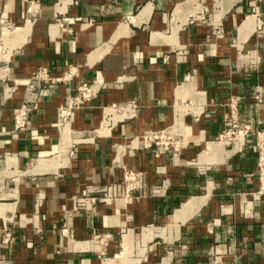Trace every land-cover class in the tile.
Segmentation results:
<instances>
[{
	"label": "crops",
	"instance_id": "1",
	"mask_svg": "<svg viewBox=\"0 0 264 264\" xmlns=\"http://www.w3.org/2000/svg\"><path fill=\"white\" fill-rule=\"evenodd\" d=\"M251 1L0 0V17L25 31L0 69V264H121L146 227L160 237L135 264H264L253 137L236 153L216 143L231 103L239 123L264 129V0L255 14ZM39 68L76 77L45 86L29 127L14 132ZM95 78L103 90L71 123L88 142L71 148L58 108ZM128 101L135 117L95 136L103 108ZM171 130L182 135L176 151L141 147L144 133ZM123 169L140 174L136 190L76 207L119 185Z\"/></svg>",
	"mask_w": 264,
	"mask_h": 264
},
{
	"label": "built area",
	"instance_id": "2",
	"mask_svg": "<svg viewBox=\"0 0 264 264\" xmlns=\"http://www.w3.org/2000/svg\"><path fill=\"white\" fill-rule=\"evenodd\" d=\"M255 0L251 1L252 11L256 13ZM17 29L5 17H0V69L6 68V62L9 60L13 50L17 48L16 45L5 44L1 41L3 33H12ZM219 35L221 32L216 31ZM76 77V70L68 69L60 76L51 75L47 68L37 69L28 81L26 87L25 98L20 107L14 112L12 118V129L14 132L24 131L30 125V113L33 107L36 106L41 98L45 86L58 83H68ZM1 79V78H0ZM104 88V83L95 78L91 82H81L75 89L65 97L62 105L57 111L56 131L59 134L60 140L63 141L65 137L72 139L71 148L88 142L89 136L82 133H77L71 129V123L76 112L83 110L87 105L95 100ZM139 105L135 101H128L122 104H111L104 107L102 110V119L100 128L94 131L95 136H105L109 134L113 128L119 123L135 117ZM231 115L227 120L226 128L218 135L216 139L217 144H222L233 153L240 152L245 144L248 136L253 137V151L255 153V179L257 181L256 191L254 196L264 197V129H251L248 125L241 124L237 121L235 116V105H230ZM180 133L174 130L151 131L146 132L139 137L141 147L144 149H155L157 155H163L166 151H176V138L181 137ZM141 182L139 173L132 170L123 169L122 180L119 185L105 186L97 190L99 197L91 198L89 194L84 193L81 198H73L78 209L91 210L95 204H107L117 198V193L120 189L128 194L138 188ZM42 204L41 199L36 201V209ZM160 229L146 227L140 230L136 236L130 241H135V245L144 247L151 244L153 240H158L160 236L156 233ZM39 232V230H37ZM154 232V237L151 241L143 243L142 236L145 232ZM12 238L11 230L7 225H3L1 244L6 246L10 243ZM139 260V259H138ZM137 260V261H138ZM135 264V263H134Z\"/></svg>",
	"mask_w": 264,
	"mask_h": 264
},
{
	"label": "rangeland",
	"instance_id": "3",
	"mask_svg": "<svg viewBox=\"0 0 264 264\" xmlns=\"http://www.w3.org/2000/svg\"><path fill=\"white\" fill-rule=\"evenodd\" d=\"M219 146H223V145L219 144ZM155 241L156 240H153V242L151 244H147L144 247L139 246L140 244H138V246H137V245H135V241H132L131 244H130L128 257L124 261H123V259H119L120 260L119 262H121V264L138 263L139 260H141V258L146 256V254L148 253L149 248L154 245Z\"/></svg>",
	"mask_w": 264,
	"mask_h": 264
},
{
	"label": "bare ground",
	"instance_id": "4",
	"mask_svg": "<svg viewBox=\"0 0 264 264\" xmlns=\"http://www.w3.org/2000/svg\"><path fill=\"white\" fill-rule=\"evenodd\" d=\"M25 33L23 29H17L12 33H5L2 37V42L5 44L12 43L18 36H22ZM19 40V39H18ZM110 264V263H109Z\"/></svg>",
	"mask_w": 264,
	"mask_h": 264
}]
</instances>
